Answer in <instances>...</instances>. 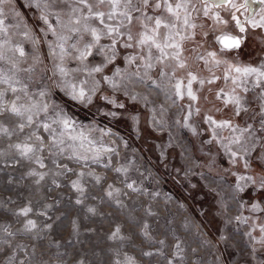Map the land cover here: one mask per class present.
Listing matches in <instances>:
<instances>
[{
  "label": "rangeland",
  "instance_id": "1",
  "mask_svg": "<svg viewBox=\"0 0 264 264\" xmlns=\"http://www.w3.org/2000/svg\"><path fill=\"white\" fill-rule=\"evenodd\" d=\"M29 3L30 0H11V3L2 6L8 13L6 23L21 25V29L10 28V32L17 33L13 40L21 39L18 33L23 26L36 34H41V29L45 27L39 13ZM236 3L239 10L235 14L245 27L244 33L239 32L230 12L226 10L216 9L228 21L227 26L216 24L202 14L195 21L197 34L193 41L186 43L188 51L184 55L191 58L190 65L202 77L209 76V73L203 62L196 61L195 57L206 50L219 52L215 36L221 32L244 37L240 49L219 53L223 59L257 67L264 63V28L252 27V22L259 23L264 17V3L259 0H236ZM138 30L139 25L134 24L133 32ZM203 33H207L206 38ZM201 44L203 47H199ZM24 47L26 51H31L30 44L25 42ZM192 49L198 51L193 52ZM39 50L44 63L36 68L31 88L35 90L47 86L51 101L79 124L110 129L112 136L102 137L99 132H93L92 136L117 149L118 155L112 157L113 168L127 166V180L135 181L140 191L130 192L124 185V176L90 162L84 171L91 169L103 179L97 185L90 178H85L83 204L77 205L75 200L78 193L69 187L74 176L57 178L61 183L59 188L51 183V175L40 185L34 184L27 172L35 168V164L21 160L13 166H5L4 161L18 159L8 148L10 143L17 141L15 137L12 141L0 137V151L10 153L0 158V224H10L13 232L21 229L26 218L14 213L29 202L34 213H48L46 217L33 214L30 218L37 221L39 228L50 224L51 229L40 232L39 238H33L35 233L23 234L13 241L27 245L29 252L33 246L36 247L34 264H78L81 260L84 264H115L117 259L123 261L125 256L132 257L134 264H167L177 242L184 249L183 259L174 261V264H260V260L264 259V247L253 245V241L244 234L249 228L238 224L235 218L249 216L258 224L264 223V213L249 211L254 202L264 206V190L258 187L264 178V161L257 158L254 152L248 158L247 168L243 161L231 163L230 156L214 140L206 143L212 136L204 117L207 114L217 120L233 119L241 126L245 123L256 124L259 119L257 113L264 106L262 89L252 88L249 84L250 91L241 93L249 111L237 117L231 106L225 107L221 100L216 99L218 89L229 91L231 85L223 79L206 85L198 93L200 114L193 115L190 120L196 129L193 133L189 128L182 127L185 111L181 109L190 102L185 99L173 104L165 92L159 90L130 86L131 91L139 93L141 97L132 100L122 92H114L103 86L102 93L115 99L118 104H124L123 108L100 99L101 93H97L91 104L73 101L55 87V78H50L52 64L43 42ZM131 51L121 49L117 64L123 67L122 57ZM222 69L223 66L215 69L218 76L222 75ZM152 75L157 76L158 69ZM143 96H147V100ZM161 107L165 109L163 113L160 112ZM217 108L220 111H216ZM112 112L117 115H108ZM253 116H256V120L251 119ZM0 122L11 123L5 117H0ZM224 134L227 135V132ZM256 147L260 148V144ZM65 163L76 171L81 170L78 164ZM239 176H251L256 179L257 185L250 181H239ZM109 184L121 190L118 200L122 202V207H117L116 199L106 196ZM238 184L246 185L244 191L237 190ZM89 207L96 209L95 214L87 211ZM149 211L153 214L149 215ZM73 221L76 222L75 227ZM144 222L149 225L150 239H145L141 233ZM117 226L121 228L124 239L110 240L109 236ZM253 235L259 237L258 229ZM222 236L226 239L222 240ZM4 239L0 233V241ZM161 239L165 240V247L161 250L162 254H156L160 250L158 241ZM253 246L258 250L256 254L252 253ZM11 251L5 243L0 242V264H8L7 257ZM147 251L154 255L144 256L143 253ZM15 254L23 256L18 251Z\"/></svg>",
  "mask_w": 264,
  "mask_h": 264
},
{
  "label": "snow or ice",
  "instance_id": "2",
  "mask_svg": "<svg viewBox=\"0 0 264 264\" xmlns=\"http://www.w3.org/2000/svg\"><path fill=\"white\" fill-rule=\"evenodd\" d=\"M259 2L264 3V0ZM5 3H11V0H0V117H5L11 123L0 122V137L9 141L16 138L17 142L10 143L8 148L18 159L4 161V164L13 166L21 160L35 164L36 167L30 168L27 176L33 178L36 185H40L51 175V183L59 188L61 183L57 178L74 176L69 187L78 193L75 200L77 205L83 204L85 178H90L97 185L103 179L91 169L84 171L90 162L112 169L118 176H124V185L130 192H138L140 189L136 187L135 181L127 180V166L113 168L112 157L118 155L117 149L92 136L93 132H99L102 137L112 136L110 129L79 124L63 108L51 101L47 86L35 90L31 88L36 68L44 63L39 50L42 42L48 49L52 64L50 78H55V87L73 101L91 104L97 93H101L100 99L114 107L123 108L124 104H118L115 99L102 93L103 86L114 92H122L132 100L141 97L139 93L132 92L130 86L159 90L165 92L173 104L185 99L190 102L181 109L185 111L182 127L189 128L193 133L196 129L192 127L190 120L193 115L200 114L197 106L198 93L206 85L221 79L231 85L229 91L218 89L216 99L221 100L225 107L231 106L237 117L249 111L244 96L241 95L250 91L249 84L252 88L262 89L261 97L264 98V63L259 67L241 65L229 62L219 55L240 49L244 42L243 36L221 32L215 36L219 52L206 50L195 57L196 61L203 62L209 73L207 77H202L194 70L189 63L191 58L184 55L188 51L186 43L193 41L197 34L198 25L195 21L201 14L216 24L227 26L228 21L216 9L229 11L239 32H245L244 25L235 14L239 10L236 0H30L29 6L36 9L45 27L41 29V34H36L23 26L18 33L20 40H13L17 33L10 32V28L21 29V25L6 23L8 13L2 7ZM134 24L139 25V30L135 33ZM252 27L264 28V17L259 23L252 22ZM203 36L206 38L207 33H203ZM25 42L31 45V51H26ZM121 49L132 50L123 55V67L117 64ZM191 51L197 52L198 49ZM29 60L32 61L31 64L28 63ZM70 64L74 66L70 67ZM221 66L222 75L218 76L215 69ZM157 69L158 75L154 77L152 73ZM142 98L147 100V96ZM164 111L161 107L160 112ZM216 111L220 109L217 108ZM108 115L115 117L117 113ZM257 115L259 119L256 124L245 123L241 126L233 119L217 120L206 114L204 123L209 125L212 136L206 143L210 144L214 140L230 156L231 163L243 161L245 168L249 166L248 158L254 152L257 158L264 161V106ZM251 119L256 120V116ZM177 123L180 121L177 120ZM258 143L260 148L256 147ZM10 153L0 151V158ZM65 161L80 165L81 170L76 171ZM45 169L46 171H41ZM238 180L257 185L256 179L251 176H239ZM245 186L238 184L237 190L244 191ZM258 187L264 190V178L260 180ZM105 194L109 199H116L117 207L123 206L118 200L122 194L119 188L109 184ZM87 211L95 214L96 209L89 207ZM249 211L264 213V206L254 202ZM33 214L44 217L48 215L46 211L34 213L29 202L14 213L26 218L21 229L13 232L10 224H0V233L5 237L0 242L12 250L7 257L8 264H34L36 247L33 246V250L29 252L27 245L13 243L18 235L35 233V239L39 238L40 232L51 229L50 224L39 228L37 221L30 218ZM152 214L149 211V215ZM235 220L249 228L244 234L253 241V245L264 247V223L258 224L253 217L243 215L237 216ZM250 220L252 223H249ZM73 225L76 226L75 221ZM148 229L149 225L144 222L141 233L145 239L151 238ZM257 229L259 237L253 235ZM109 239H124L119 226ZM221 239L226 237L222 236ZM158 243L160 250L156 254H162L165 240L161 239ZM17 251L23 253V256L18 257L15 254ZM183 251L182 244L175 243L167 264L182 260ZM257 251L253 246L252 253L256 254ZM143 255L152 256L154 253L147 251ZM56 258L60 259L59 256ZM78 264L84 262L81 260ZM115 264H134V261L132 257L125 256L123 261L117 259ZM260 264H264V259L260 260Z\"/></svg>",
  "mask_w": 264,
  "mask_h": 264
}]
</instances>
